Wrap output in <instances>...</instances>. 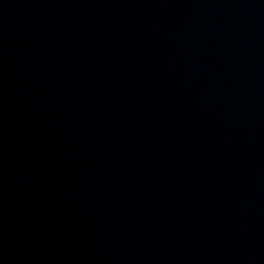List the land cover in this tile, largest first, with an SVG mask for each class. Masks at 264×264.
Masks as SVG:
<instances>
[{
    "label": "water",
    "instance_id": "obj_1",
    "mask_svg": "<svg viewBox=\"0 0 264 264\" xmlns=\"http://www.w3.org/2000/svg\"><path fill=\"white\" fill-rule=\"evenodd\" d=\"M0 264H264V0H0Z\"/></svg>",
    "mask_w": 264,
    "mask_h": 264
}]
</instances>
